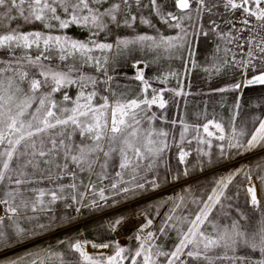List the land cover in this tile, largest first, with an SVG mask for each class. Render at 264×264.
Returning <instances> with one entry per match:
<instances>
[{
	"label": "snow or ice",
	"instance_id": "1",
	"mask_svg": "<svg viewBox=\"0 0 264 264\" xmlns=\"http://www.w3.org/2000/svg\"><path fill=\"white\" fill-rule=\"evenodd\" d=\"M257 150L264 0H0V264H264Z\"/></svg>",
	"mask_w": 264,
	"mask_h": 264
},
{
	"label": "trees",
	"instance_id": "2",
	"mask_svg": "<svg viewBox=\"0 0 264 264\" xmlns=\"http://www.w3.org/2000/svg\"><path fill=\"white\" fill-rule=\"evenodd\" d=\"M77 35H79V33H77ZM128 71L131 74V69H128ZM147 74L152 75V71L150 70ZM198 84H200V82L195 77H193V88H192L193 92L198 91V88H197ZM200 86H203V85L201 84ZM207 99H208L207 97L202 98L198 95L188 97L189 103L187 106V111L190 115V118L194 119L193 114L200 111L203 108L204 106L203 102L206 101ZM208 110L210 112L214 110L215 112L223 115L225 118H227L228 116V111L226 107L221 108L218 103L212 104L210 102ZM194 156H195V153H193V157H190L189 159L190 160L194 159ZM253 156L255 157V159H245V160H242L241 163L255 164V163L264 161V151L258 150L256 151V153L253 154ZM226 171H227L226 168L219 169L217 172L214 173V175H222ZM194 177H198V179H195L194 186H200V187L205 186L214 178L213 174L205 175L201 173H195ZM176 190L180 191V187L177 186ZM57 211L60 213H63L64 211H68V210H65L62 207H59ZM125 211H128V210L126 209ZM101 221H102V217L100 216V214H96L95 216H92L91 214H86L85 217H82L80 218V220L75 222L71 228H64L62 230H59L53 233L51 236H46V237H43L35 241V243L43 246L48 243H54L56 239L63 238L65 235H70L73 232H79V231L84 232V237L82 238L93 239L94 235H96L95 230L98 229V226L100 225ZM30 247H32L31 244L21 245L13 249V251L9 254L10 255H20L25 251L26 248H30Z\"/></svg>",
	"mask_w": 264,
	"mask_h": 264
},
{
	"label": "built area",
	"instance_id": "3",
	"mask_svg": "<svg viewBox=\"0 0 264 264\" xmlns=\"http://www.w3.org/2000/svg\"><path fill=\"white\" fill-rule=\"evenodd\" d=\"M130 227H131V225H129L128 227L122 229V231L125 232V233H128V229H129ZM115 238H116V239H119L121 244L126 243V240H125L124 236H121V235L117 234V235L115 236Z\"/></svg>",
	"mask_w": 264,
	"mask_h": 264
},
{
	"label": "rangeland",
	"instance_id": "4",
	"mask_svg": "<svg viewBox=\"0 0 264 264\" xmlns=\"http://www.w3.org/2000/svg\"><path fill=\"white\" fill-rule=\"evenodd\" d=\"M258 151V150H257ZM256 153V152H255ZM241 162V161H240Z\"/></svg>",
	"mask_w": 264,
	"mask_h": 264
}]
</instances>
